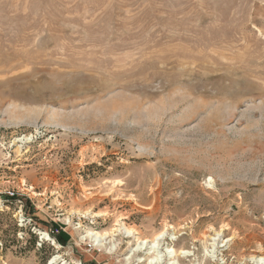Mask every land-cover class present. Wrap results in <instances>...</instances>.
<instances>
[{
    "label": "rangeland",
    "instance_id": "rangeland-1",
    "mask_svg": "<svg viewBox=\"0 0 264 264\" xmlns=\"http://www.w3.org/2000/svg\"><path fill=\"white\" fill-rule=\"evenodd\" d=\"M160 232L152 264H264V0H0V264Z\"/></svg>",
    "mask_w": 264,
    "mask_h": 264
},
{
    "label": "bare ground",
    "instance_id": "bare-ground-1",
    "mask_svg": "<svg viewBox=\"0 0 264 264\" xmlns=\"http://www.w3.org/2000/svg\"><path fill=\"white\" fill-rule=\"evenodd\" d=\"M125 231L128 233V234H131L132 233V230H130L129 228H124ZM101 236L102 234L100 233H96V236ZM164 233L163 232H160L158 234H156L153 239H152V244L148 247V251H147V254H149L148 256V263L146 264H152V263H158V261L161 260V256H160V252L158 251V246H159V243L160 241L162 240V237H163ZM213 241H215V238H211ZM146 243L147 241H143V240H139L138 241V246L136 247V249L134 250H139V249H142V246L141 244L142 243ZM212 246L211 247H214L215 246V242H213L211 244ZM166 253L168 254L169 256V259H171L173 256H176V253L174 252L173 249H171L170 247L167 248V250H165ZM136 252V251H135ZM165 253V254H166ZM180 255L182 254L183 256L187 257L189 255H191V253L189 251H185V250H181L180 252H178ZM176 258V257H175ZM174 258V260H175ZM256 258V257H255ZM254 258V259H255ZM258 262L262 261L264 263V257H259L257 259ZM168 264H176V261H173V262H169Z\"/></svg>",
    "mask_w": 264,
    "mask_h": 264
},
{
    "label": "trees",
    "instance_id": "trees-1",
    "mask_svg": "<svg viewBox=\"0 0 264 264\" xmlns=\"http://www.w3.org/2000/svg\"><path fill=\"white\" fill-rule=\"evenodd\" d=\"M57 240L62 241V235L61 234H59V236L57 237Z\"/></svg>",
    "mask_w": 264,
    "mask_h": 264
},
{
    "label": "built area",
    "instance_id": "built-area-1",
    "mask_svg": "<svg viewBox=\"0 0 264 264\" xmlns=\"http://www.w3.org/2000/svg\"><path fill=\"white\" fill-rule=\"evenodd\" d=\"M8 194H10V195H13V193H12V192H9Z\"/></svg>",
    "mask_w": 264,
    "mask_h": 264
}]
</instances>
